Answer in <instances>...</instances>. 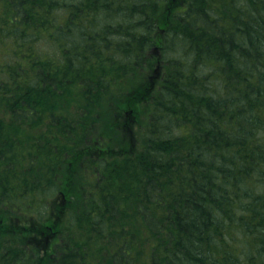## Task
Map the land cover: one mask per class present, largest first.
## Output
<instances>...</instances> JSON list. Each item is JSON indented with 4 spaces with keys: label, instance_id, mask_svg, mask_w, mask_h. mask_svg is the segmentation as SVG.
Here are the masks:
<instances>
[{
    "label": "trees",
    "instance_id": "trees-1",
    "mask_svg": "<svg viewBox=\"0 0 264 264\" xmlns=\"http://www.w3.org/2000/svg\"><path fill=\"white\" fill-rule=\"evenodd\" d=\"M175 4L0 0V264H264V0Z\"/></svg>",
    "mask_w": 264,
    "mask_h": 264
},
{
    "label": "rangeland",
    "instance_id": "rangeland-1",
    "mask_svg": "<svg viewBox=\"0 0 264 264\" xmlns=\"http://www.w3.org/2000/svg\"><path fill=\"white\" fill-rule=\"evenodd\" d=\"M179 1H182V0H179ZM174 4H175V0H174ZM177 4V2H176ZM175 4V5H176ZM174 5V6H175ZM1 69V68H0ZM0 75H1V72H0ZM154 75V78H158L160 73L158 71L157 75L156 74H153ZM3 78H6L7 76L6 75H2ZM157 80V79H156ZM150 83H147L144 84L143 88L141 91L137 90H133L132 92H134L135 95H139L138 97H140V100L138 102H136L132 107H130V109L128 110L127 113H124V115L126 116L125 118L122 119L121 121V128L123 129V133H122V136H124L125 140L127 141L126 144H132L133 140V133L136 137V140L137 138L139 137V132L142 131L143 127V123H145V120H146V105H147V99L148 98H141L142 95L144 94V91H147L149 88ZM146 85V86H145ZM152 85V88H154V84L151 83ZM139 87V86H138ZM133 94V93H132ZM129 96V95H127ZM121 99V98H119ZM111 101L110 98H104L103 99V102H104V105L106 104V106H108V103ZM109 107V106H108ZM98 111H100L101 109H97ZM115 120V118H113ZM131 119L136 122L133 126H132V129H133V133H132V136H130V132L129 134L127 135L126 132H125V126L128 125V120L131 121ZM107 123V122H106ZM131 123V122H130ZM108 124V123H107ZM102 126H105L104 125V122L101 123ZM132 125V124H130ZM130 125L128 126V128L130 129ZM35 128H33L32 130L29 129V132H30V135L32 134H39L41 130H34ZM44 129V128H42ZM28 130H26L27 132ZM22 133V132H21ZM25 133H22V135H24ZM126 144L125 145H122L124 147H126ZM133 145V144H132ZM136 145V144H135ZM135 145H133L131 148H134ZM119 147V146H118ZM127 148V147H126ZM80 171H79V182L85 186V188L89 189V184L90 183H87V179L90 178V180L92 179L93 175H92V168L91 167H88L86 166V168H83L84 170H82L81 167H79ZM82 170V171H81ZM81 174H85V178L82 179L81 177ZM68 186H70V183H68ZM71 196V195H70ZM71 199H67V200H72L74 199V196H71L70 197ZM70 206L72 208H77L76 204L74 202H70V201H67V203H65V205L63 207H59L57 208L54 212V218H53V221H56L58 223V220H59V215H60V212H61V209L63 210H66L68 207L70 208ZM59 210V212L57 211ZM64 212V211H63ZM65 217V213L62 214V218ZM56 223V224H57ZM53 224V223H52ZM53 227H57V225L53 224L52 226V229ZM59 229H62V226H59ZM54 232V231H53ZM45 238V236H43ZM43 237L40 235V242L37 244V249L35 250V254H36V263L37 264H54L55 263V260H56V254H57V251H55L53 249V243H54V238L51 239L52 237L50 236H46V238L43 240Z\"/></svg>",
    "mask_w": 264,
    "mask_h": 264
},
{
    "label": "water",
    "instance_id": "water-1",
    "mask_svg": "<svg viewBox=\"0 0 264 264\" xmlns=\"http://www.w3.org/2000/svg\"><path fill=\"white\" fill-rule=\"evenodd\" d=\"M156 51H158V49Z\"/></svg>",
    "mask_w": 264,
    "mask_h": 264
}]
</instances>
